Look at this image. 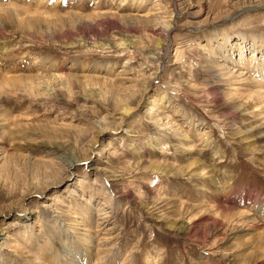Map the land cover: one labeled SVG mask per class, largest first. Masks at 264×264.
Segmentation results:
<instances>
[{"label": "rangeland", "instance_id": "obj_1", "mask_svg": "<svg viewBox=\"0 0 264 264\" xmlns=\"http://www.w3.org/2000/svg\"><path fill=\"white\" fill-rule=\"evenodd\" d=\"M160 1L62 0L53 6L55 0H47L41 6L38 0L31 13L16 10L20 17L13 7L0 13V74L23 78L19 90L0 83V264H264V218L256 210L243 212L239 203L242 190L264 208L263 115L255 102L238 97L241 85L217 72L222 58L211 59L209 52L214 44L220 55L224 36L238 44L244 36L242 59L264 60L263 46L250 50V36L264 41V6L215 29L192 31L175 22L169 51L156 49L145 34L134 40L137 49L126 41L108 47L119 43V31L132 30L136 16L160 15ZM244 1L182 0L180 18L201 21ZM121 16L134 18L128 25ZM18 20L27 22L22 27ZM149 47L158 59L142 66L139 53ZM232 47H226L228 56L240 58ZM159 61L164 68L152 88L169 94V109L157 111L164 127L139 109L92 151L87 132L106 114L119 116L115 101L122 95L89 82L94 100L79 83L75 96L56 89L50 97L35 82L41 64L50 68L48 75L77 72L95 79L101 72L115 81L132 79L119 81L132 91ZM170 123L190 139L168 131ZM102 145H109L104 152ZM74 160L76 168L68 169ZM25 211H31L28 220ZM183 223L187 231L175 229Z\"/></svg>", "mask_w": 264, "mask_h": 264}, {"label": "bare ground", "instance_id": "obj_2", "mask_svg": "<svg viewBox=\"0 0 264 264\" xmlns=\"http://www.w3.org/2000/svg\"><path fill=\"white\" fill-rule=\"evenodd\" d=\"M15 1H18V3H20V4L14 3ZM36 1H38V0H0V13H2V12H8V11L11 10L12 7L14 8V11L15 12H16V10L19 9V11L22 12V13H24V14L27 13L26 11H28V12L31 13V10H32L31 8H33V5L32 4H34V2H36ZM45 1H47V0H40L39 3L41 4V6H43L42 4ZM61 1L62 0H55V3H54L53 6H57L59 3H61ZM181 1L182 0H161L157 4V8L159 10L158 12L160 13V15H156V13H155V14H153V15H151L149 17L148 16L149 13H150L149 12L144 17L143 16H136L134 18V17H131V16H129V17L121 16L120 17V20L123 21V22H125V24H128L129 25L130 20L128 22V18H130V17H131V19H133V18L136 19V21H135L136 23L133 26L132 25H129L128 26V29H132L129 33L127 32L128 34L127 33H124V32H120L118 30L119 31L118 32V35L117 36L115 35V36H116V39H118L117 37H119V40H120L119 43L118 44L117 43H115V44L113 43L112 45L111 44H108V47L111 46L112 48H117V47H119L121 45L126 44V42H128L130 44V50H134V48L136 47V46H134V44H135L134 40L135 39L141 40L142 38H139L140 36H138V35H144L145 34L146 35V38L150 41V43H152V40H153L154 46L157 47L156 49H159L160 51L162 49H166L167 51H169L170 50V46H171L170 45V38L169 37H170L171 31L173 29H175V26H173L175 22L176 23L177 22H183L184 25H186L189 28H191L192 31L195 30V27H197V26H198V29L197 30H201V29H203V28H205L207 26L211 27L212 29L213 28L215 29L217 26L220 25V23H223L225 21H230L232 23L238 21L239 14L241 15V14H243L246 11H250L252 9L259 8V7L261 8L262 6H264V0H248V1L242 2L240 5L230 6V8H228L227 10L221 11L220 13H218L214 17H206L205 19H202L201 21H199V20L197 21L196 18H198V16L189 17L188 16L189 15V12H188V15H187V12H186V15L188 17H185L183 19L180 18L181 14H182V11L181 10H183L181 8L182 5H183L181 3ZM21 3H23V4H21ZM7 5L8 6H11V7H7ZM9 13H11V12H9ZM159 13H157V14H159ZM16 14H18V13L16 12ZM0 16H3V15H0ZM11 16L14 17L13 15H11ZM18 16H19V14H18ZM111 16L112 17H116V16H118V14H115L114 13ZM1 18H3V17H1ZM16 18H17V15H16ZM4 19H5V17H4ZM27 19H29V18H27ZM35 19H36V17H35ZM18 21L20 22L21 20H18ZM2 22H0V23L2 24ZM19 22H18V24H19ZM24 22L23 23L20 22L21 26H22V24L24 25ZM33 23H35V22H33ZM1 24H0V26H1ZM31 25L32 24H30L29 26H31ZM229 26H230L229 28H231V25H229ZM18 29H20V28H18ZM30 29H31V27H30ZM38 29L39 28H37L36 30H38ZM40 34H41V32H40ZM136 36L138 38H135ZM219 38H221V37H218V38L216 37L213 40H217ZM240 39L242 40V43H239L238 44L236 42H231L228 35L227 36H224V38H223V41L226 42V47H229L230 46V48L232 49L233 48L232 46L234 44V46H236V48H238L239 55L243 54V55L240 56V58L237 59L233 55L232 56L231 55L228 56V53L227 52L230 51V50L227 49L226 47L220 48L219 49L220 55H217L218 53L215 52V45L214 44H211V46H210L209 52H212V55L210 54V56H211V59H217V58H220L221 59L222 58V61H223L222 64L218 63V64L214 65L215 66V69L217 70V72H221V73H223L222 75L227 76V77H228V75L229 76L230 75L233 76L235 78L234 81L237 82V84L241 85V88H238L240 90V91H238V95L239 96L238 95H236V96L243 97V98L246 97L248 99L247 101L255 102L256 108H257L256 109V112H259L257 115H263V119H264V60H262V61L258 60L257 58H255V55H252L253 56V61H251V62L250 61H247L245 59H242V56H244V52H243V47L242 46H243V44L245 42H247V38H245L244 36H242ZM110 41L113 42L112 39H110ZM124 41H126V42H124ZM250 41H251V46H252V48L250 50L256 49L257 51H262V50H258V49L261 46L264 47V41H263V39H260L258 36H250ZM117 42H118V40H117ZM80 43H82V42H80ZM219 44H221V43L219 42ZM82 45H83V43H82ZM84 45H85V43H84ZM213 45H214V47H213ZM132 46L134 48H132ZM204 48L206 49V47H204ZM136 49H137V47H136ZM139 49H141V48H139ZM148 49L147 50L144 49L145 51L139 53V55H143V58H141L143 60L142 66L145 65V64L152 65V64H154V62L156 63V59H158L157 57L153 56L155 54L153 52V49L154 48L149 47ZM140 51L141 50H139V52ZM156 51H158V50H156ZM178 52L179 51H177V53ZM177 53H175V57L178 56ZM217 62H219V61H217ZM37 65H39V63ZM160 65H161V62L159 61L157 63V66L155 68L154 73L153 74H150L147 78L146 77H144V78L142 77V80H140V78L136 79L137 86L135 85L136 87H134V89L132 91H130V90L127 91L126 89H123L124 88V84L121 83V82L119 83V81H121V80L122 81L125 80V82H128V81H131L132 79L126 80V78H125V79H120L119 81H115L114 79L107 78V77L103 76V74L101 72H98L99 70H95L96 72L99 73V74H96L95 79H94V77L91 79L90 78L91 76H87L85 74L84 75H81V74L79 75L77 72H71V73H68V74H66V73L62 74L63 73L62 72L61 74L60 73H55V74L48 75L47 74V71L50 68L48 69V67H46L45 65H41V64L38 67H36V72H37L36 73V79L37 80L35 82H37L36 85L38 86V90L39 91H42V89L40 90V88H44L45 87V93L47 95H49L50 97L53 95V93H57V92H55L56 89H58V90L59 89L60 90L61 89H64L65 91H67L68 93L71 94L70 96H72V94H73V96H75V94H74V87H73V85L75 83H79L80 84L81 88L83 89V91L85 93H87V97L90 98V99H93L94 98L90 94L91 91H89V90H92L93 89L92 87H89V84L90 83L91 84L92 83L94 84L93 85L94 88L97 86V84L99 86V84L102 83V86L104 85L107 88H111L112 91L114 90L113 91L114 93L117 92V94L119 93L120 96L122 95V97H118V99L115 101V103L117 105V108H119L118 110L120 111L119 116L116 117V116H113L111 114H106L104 116V118H102L99 121H97L92 128L89 126L91 128L90 131H88V132L86 131L87 133L90 132L89 137L87 135L86 136L90 139L89 141H91L90 142L91 143V148H89V149H90V151H92V150H94L93 148L98 145L99 140H101V138L107 132L111 131L113 133H117L119 130H122L124 128L125 124L128 123L127 121H129L133 116H135L136 114L139 115V113H138L139 112V109H143L144 108V109L147 110V112H150L151 113L150 119L153 118L152 121H153V124L154 125H156V126H158L160 128H161V126H163L162 120L160 119V116H159V114H158L157 111L163 105H164V108L165 109H167L168 107H170V106H166V103L168 102L167 99H168L169 94L166 95L162 91L159 92L157 88H154V89L152 88V86H153V80L154 79L155 80L157 79L158 76H156V75L158 74L159 70L162 69V68H164L163 66H160ZM164 71H165V69H164ZM22 79H20L19 77L7 76V74H5V75H1L0 74V83L1 84L2 83L3 84H6L7 86H11L12 88L15 86V89L17 88L18 90H19V88L23 87V86H21L19 84V83H22V81H23ZM159 79H161V77ZM25 80H27V79H25ZM18 84L20 85V87L18 86ZM24 88H26V87H24ZM35 89H36V87H35ZM95 90H97V88ZM96 92H98V91H96ZM106 92H108V91H106ZM104 93H105V91H104ZM104 93L102 92V94L98 95V97L99 96L102 97L101 101H104L105 100L104 98H108V95H107V97H104L103 96V95H106ZM245 93H247V94H245ZM43 94H44V92H43ZM93 94H95V92ZM117 94H116V96H117ZM32 95H31V97H32ZM42 96H44V95H42ZM87 97L85 96V99ZM111 97H112V95H111ZM147 97H150V98L147 99ZM0 98L3 99L2 96ZM110 100H113V98L110 99ZM1 101L2 100H0V102ZM247 101H245L243 104H241L240 107L243 106V105H245V104H247L248 103ZM106 102H107V100H106ZM92 109H94V107ZM183 116L184 117H187V114H185ZM169 117L170 116L167 114V118H169ZM134 118H136V117H134ZM96 120H97V118H96ZM174 127H173L172 123H170V125H168L166 128H167L168 131L173 132V134H175L177 136H183L186 139H190V138H188L187 133L182 130L181 126L177 127V129H175ZM201 135L204 138V139H202V143L204 144L205 147H208L209 148L210 145H211V143H210L211 140L209 141V137H207V132L204 131ZM85 142H87V141H85ZM108 146L109 145H106V147L103 146L102 149H100L101 152H104L106 149H108L107 148ZM55 148L58 149L57 146ZM79 150H80V148H79ZM60 151H62V150L60 149ZM86 151H88V150L86 149ZM87 156H89V155H87ZM89 157L91 159V156H89ZM69 158H70V156H69ZM72 163H75V164L72 165ZM77 163H78V161H75V160L74 161H70V163H67V164H70L68 166L69 167L68 169L76 168V164ZM157 169L159 171H164V169L159 168V167H157ZM64 170H65V168H64ZM105 173H106V171H105ZM250 196H251V194L249 192H244L242 190L240 191V199H239L240 201H239V203L243 206V209H244L243 212H246L245 211L246 209H247V212H249L251 210H256L264 218V208L261 209V206H260L261 203H260V205L254 206V202L252 203L251 201H249L250 200ZM21 199H23V197ZM12 212H17V211H14L13 210ZM23 214H25V216H23L24 217V220H26V219L28 220L29 217H30V215H31V211H29V213H27V211H25ZM2 215L3 214L0 212V217ZM26 215H28V216H26ZM105 218H107V217H105ZM188 226H189L188 223H183V224H181V226H178V228H175V229H177L179 231H187L188 230ZM0 232H1V226H0ZM0 237H1V235H0ZM7 238H8V236H7Z\"/></svg>", "mask_w": 264, "mask_h": 264}]
</instances>
